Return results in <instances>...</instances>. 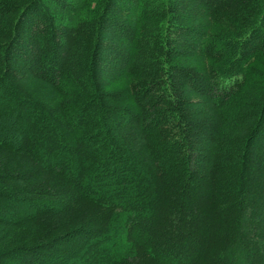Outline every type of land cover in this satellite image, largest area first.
I'll return each mask as SVG.
<instances>
[{"label":"trees","instance_id":"obj_1","mask_svg":"<svg viewBox=\"0 0 264 264\" xmlns=\"http://www.w3.org/2000/svg\"><path fill=\"white\" fill-rule=\"evenodd\" d=\"M0 264H264V0H0Z\"/></svg>","mask_w":264,"mask_h":264},{"label":"rangeland","instance_id":"obj_2","mask_svg":"<svg viewBox=\"0 0 264 264\" xmlns=\"http://www.w3.org/2000/svg\"><path fill=\"white\" fill-rule=\"evenodd\" d=\"M254 67H255V66H254ZM255 68H256V69H258V64L256 65V67H255ZM255 68H254V69H255Z\"/></svg>","mask_w":264,"mask_h":264}]
</instances>
